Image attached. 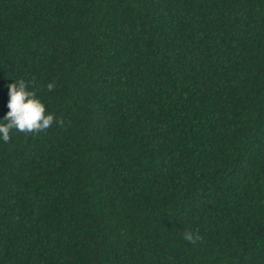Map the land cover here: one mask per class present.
<instances>
[{
  "label": "trees",
  "instance_id": "obj_1",
  "mask_svg": "<svg viewBox=\"0 0 264 264\" xmlns=\"http://www.w3.org/2000/svg\"><path fill=\"white\" fill-rule=\"evenodd\" d=\"M0 264H264V0H0Z\"/></svg>",
  "mask_w": 264,
  "mask_h": 264
}]
</instances>
